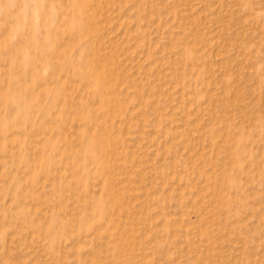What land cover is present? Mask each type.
<instances>
[{
  "label": "rangeland",
  "instance_id": "obj_1",
  "mask_svg": "<svg viewBox=\"0 0 264 264\" xmlns=\"http://www.w3.org/2000/svg\"><path fill=\"white\" fill-rule=\"evenodd\" d=\"M0 264H264V0H0Z\"/></svg>",
  "mask_w": 264,
  "mask_h": 264
}]
</instances>
